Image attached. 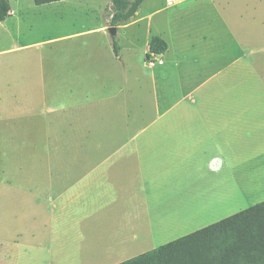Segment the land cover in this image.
Returning a JSON list of instances; mask_svg holds the SVG:
<instances>
[{
  "label": "crops",
  "instance_id": "0c3cea01",
  "mask_svg": "<svg viewBox=\"0 0 264 264\" xmlns=\"http://www.w3.org/2000/svg\"><path fill=\"white\" fill-rule=\"evenodd\" d=\"M193 5L199 10L162 23L168 36H155L168 45L157 57L163 63L145 59L147 68H158L153 83L162 101L173 104L157 111L154 124L130 125V140L73 142L69 147L80 151L73 159L53 158L59 128L96 134L104 100L117 101L134 85L124 59L130 50L119 44V57L114 53L110 18L98 28L0 50V59L15 55L9 65L0 61V264L126 262L170 243L166 231L188 217L224 210L242 168L262 165L264 64L250 60L246 39L264 37L263 1L241 0L233 9L226 0ZM19 12L12 6L0 25L20 22ZM138 15L117 31L139 24ZM4 66L13 72L8 80ZM216 81L218 88L203 92ZM106 86L119 90L103 97ZM74 96L78 127L59 110L64 104H55ZM18 151L31 156L32 172L8 175Z\"/></svg>",
  "mask_w": 264,
  "mask_h": 264
},
{
  "label": "rangeland",
  "instance_id": "374dc122",
  "mask_svg": "<svg viewBox=\"0 0 264 264\" xmlns=\"http://www.w3.org/2000/svg\"><path fill=\"white\" fill-rule=\"evenodd\" d=\"M178 1L145 0L139 8V15L137 17L141 19V22L130 28H121L115 36H111L122 47L130 50L129 52H125L124 59L128 63L130 62L129 76L134 81V85L129 86V90L125 89L124 92L119 93L117 101L104 100L102 123L101 126L97 125L96 130L98 132L96 134L68 133L66 127L69 124H64V132H62L63 128H59L61 133H56L55 135V149L53 151V158L57 162L64 157L71 159L78 157L80 151L69 147L73 142V145H75L82 140L110 143L130 140V125L143 126L154 124L157 111L164 110L173 104L162 101V96L159 95V87L153 83V72L158 68L152 71V69L145 66V46L147 36L150 35L149 24L153 25L151 37H155L158 34L162 35L163 32L166 34L165 26H162V23L165 24L169 17H173L172 15H176L177 13L190 15L195 10H199V8L193 5L195 0H191L183 6L177 5ZM226 1L230 3L233 9L238 8L239 1L241 0ZM262 1L264 5V0ZM11 4L14 10L21 11V14L20 12L18 14L21 20L18 22L19 20L17 19L16 22L15 18H11L6 23V28L0 25V50L16 47L18 44H34L106 25V10L110 7L111 1L67 0L37 6L33 0H11ZM262 8L264 9V6ZM107 33H109V30ZM167 34L166 36H168ZM241 40L243 41L244 39L241 38ZM233 41V38L230 39L231 44ZM246 41L247 45L251 46L250 48L252 49L248 54L250 60H254L258 67L259 64H264V37L247 38ZM14 57V54H10L0 59V61L6 62L9 65ZM231 57V60H233L234 55H231ZM259 71L264 76V67L259 68ZM2 74L6 80L13 76L12 70L7 68V66L2 68ZM218 84L219 81H216L214 84H205L202 88L203 92H209L213 85L218 88ZM118 90V87L106 86L103 88L102 95L105 97L107 94L115 93ZM131 94L133 95L131 96L132 100L129 103H125L123 97ZM78 98L74 96L69 99V102H63L62 100H56L55 102L56 106L64 104L65 107L59 110L64 109L61 112L65 113V119L73 121L75 127H78V117H71V115L78 112V108L76 107ZM141 112L146 113L147 116L144 118L139 117ZM76 129L79 130V128ZM65 140H69L70 144H65ZM18 152V158L13 163H8L6 172L8 175L10 173L32 172L31 162L33 159L31 162L29 160L31 156L27 158L21 156V151ZM43 156L47 158L46 151H44ZM104 156L100 155L99 157ZM61 170L62 167L56 166V172ZM239 174L240 180L230 183L229 205L225 206L224 210L206 214L200 212L196 215L197 218H195V215H192L191 218L188 217L187 221L182 222L180 229L166 231L167 233H173V237L169 235L170 241L172 242L187 236L249 207L264 202V157L261 166L256 165L253 167V165H247L242 168ZM82 257L86 256L81 255L80 259ZM99 264L106 263L100 262Z\"/></svg>",
  "mask_w": 264,
  "mask_h": 264
},
{
  "label": "trees",
  "instance_id": "16d2710c",
  "mask_svg": "<svg viewBox=\"0 0 264 264\" xmlns=\"http://www.w3.org/2000/svg\"><path fill=\"white\" fill-rule=\"evenodd\" d=\"M33 1L42 6L67 0ZM110 1L107 17L117 28L128 23L145 0ZM11 13V0H0V22ZM167 48L163 39L153 37L145 58L162 55ZM113 49L119 57L115 38ZM120 264H264V202Z\"/></svg>",
  "mask_w": 264,
  "mask_h": 264
},
{
  "label": "built area",
  "instance_id": "2783aa9c",
  "mask_svg": "<svg viewBox=\"0 0 264 264\" xmlns=\"http://www.w3.org/2000/svg\"><path fill=\"white\" fill-rule=\"evenodd\" d=\"M158 56L157 55H152L151 56V61L153 62V63H159V64H162L163 63V61H161V60H159L158 58H157Z\"/></svg>",
  "mask_w": 264,
  "mask_h": 264
},
{
  "label": "water",
  "instance_id": "95a60500",
  "mask_svg": "<svg viewBox=\"0 0 264 264\" xmlns=\"http://www.w3.org/2000/svg\"><path fill=\"white\" fill-rule=\"evenodd\" d=\"M109 33H110V35H111L112 37L115 36L116 33H117V28H116V27H110V28H109Z\"/></svg>",
  "mask_w": 264,
  "mask_h": 264
}]
</instances>
